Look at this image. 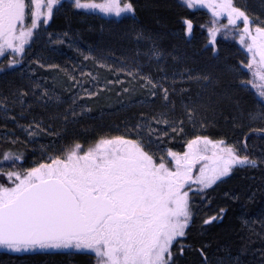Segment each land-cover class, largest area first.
I'll return each mask as SVG.
<instances>
[{"label":"trees","instance_id":"obj_1","mask_svg":"<svg viewBox=\"0 0 264 264\" xmlns=\"http://www.w3.org/2000/svg\"><path fill=\"white\" fill-rule=\"evenodd\" d=\"M123 3L133 12L101 15L59 0L23 53L8 49L0 56V185L18 183L8 172L26 175L66 158L76 144L82 155L101 139L137 141L170 171L176 166L169 152L183 157L197 137L223 141L220 148L232 147L256 166H234L204 187L194 181L202 168L209 175V159L220 148L193 146L192 153L205 158L191 165L181 189L189 219L169 264H264V79L253 75L257 65L247 67L252 54L245 45L252 41L245 36L240 43L242 20L230 25L226 13L213 16L184 0ZM233 3L249 17L252 35L264 27V0ZM27 10L25 30L32 19ZM0 264H97V258L0 251Z\"/></svg>","mask_w":264,"mask_h":264},{"label":"snow or ice","instance_id":"obj_2","mask_svg":"<svg viewBox=\"0 0 264 264\" xmlns=\"http://www.w3.org/2000/svg\"><path fill=\"white\" fill-rule=\"evenodd\" d=\"M58 3L59 0L46 3L0 0V56L8 49L17 55L23 53L27 38L38 25L41 10L47 9L43 20L46 23ZM184 3L190 8L200 3L212 10L213 16L226 13L230 25L242 20L244 34L240 43L245 44V36L252 41L245 45L252 54L247 67L252 70L257 65L253 75L264 79V27H256L257 35L253 36L249 17L234 6L233 0L218 3L184 0ZM29 4L34 5L35 11L30 10L31 27L25 30ZM76 7L116 16L133 12L131 3L121 6V0L105 3L76 0ZM185 23L190 32L191 23ZM18 26L20 32L16 35ZM200 143L220 148L224 142L212 143L197 137L188 144L189 152L183 157L169 152L168 156L175 161V171L166 167L163 158L154 163L153 156L139 142L116 137L101 139L82 155H78L82 146L76 144L66 158H53L51 163L32 168L23 176L8 172L9 181L15 177L18 183L13 187L0 185V247L16 252L75 248L94 253L97 264H169L170 248L177 237L185 235L189 219L187 192L181 193V189L191 179V165L205 158L191 151ZM213 158L216 167L212 174L206 175L202 168L194 182L210 187L228 176L234 166L255 167L257 163L239 156L232 147L220 148V155L213 152Z\"/></svg>","mask_w":264,"mask_h":264},{"label":"rangeland","instance_id":"obj_3","mask_svg":"<svg viewBox=\"0 0 264 264\" xmlns=\"http://www.w3.org/2000/svg\"><path fill=\"white\" fill-rule=\"evenodd\" d=\"M68 1H72L76 5V0H68ZM42 2L46 3V0H44ZM80 2L81 3H102V2H100V0H80ZM27 7H28V10L27 11H28L29 17L31 18L30 10L31 11H35V7H34V5H31V4H29ZM79 9L84 10L85 12H90V13H95V14H98L100 12L98 9H90V8L89 9L79 8ZM41 11H42V15L39 17L38 25H40L41 29H43V27L45 26V24H48L49 23L48 20L50 19V17H47V22L44 23L43 22V20L45 19V15L44 14L46 13L47 9L44 8ZM100 14L101 15H106L103 12H100ZM256 35H257L256 31H254L253 32V36H256ZM213 160H214V158H210L209 159V161H210V164L208 166V173H209V175L212 174V169L214 167H216V164L213 163ZM177 238H176V240H177ZM0 251H5V252H8V253H16V254H23V253H26V252H67V253L75 252V253H88V254H91V255H94L95 256L94 253L88 252L86 250H76L75 248H69V249H40V248H35V249H30L28 251H23L22 250V251L16 252V251H12V250H10V249H8L6 247H0Z\"/></svg>","mask_w":264,"mask_h":264}]
</instances>
